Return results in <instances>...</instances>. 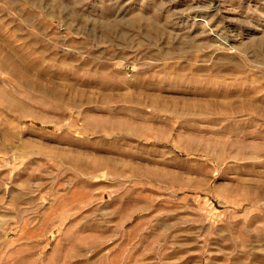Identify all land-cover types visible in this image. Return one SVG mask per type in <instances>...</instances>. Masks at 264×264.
<instances>
[{"label":"rangeland","instance_id":"obj_1","mask_svg":"<svg viewBox=\"0 0 264 264\" xmlns=\"http://www.w3.org/2000/svg\"><path fill=\"white\" fill-rule=\"evenodd\" d=\"M0 264H264V0H0Z\"/></svg>","mask_w":264,"mask_h":264}]
</instances>
